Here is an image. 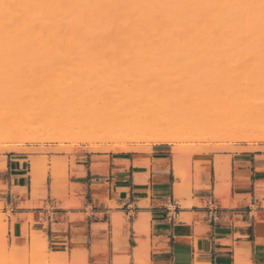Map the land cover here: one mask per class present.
<instances>
[{
    "label": "bare ground",
    "instance_id": "bare-ground-1",
    "mask_svg": "<svg viewBox=\"0 0 264 264\" xmlns=\"http://www.w3.org/2000/svg\"><path fill=\"white\" fill-rule=\"evenodd\" d=\"M86 91L91 96L109 95L102 110L107 113L100 121L107 118L110 130L139 133V139L148 132L159 134L155 138L164 136L166 128L175 126L178 121L158 122L154 114L163 105L179 101L186 91H264V0H0V111L7 113L11 97L18 96L13 100L18 103H13L17 113L6 122L0 120V137L12 138L13 143L39 130L53 135L75 126L84 130L88 125L76 120L84 108L91 110L90 104L82 102L85 97H80ZM196 97L195 103L200 99ZM210 104H205L209 110L202 107L213 115L219 108ZM229 104L225 106L232 113H223L225 117L213 124L205 118L202 126L230 131L237 141L258 142L259 135L251 131L264 128V107L250 103L239 113L240 108L235 112L237 107L231 109ZM47 105L50 111H61L59 121L50 116L48 120V115L43 121L38 116L35 122L24 120L26 112L32 114L37 106L38 113L46 114ZM106 107L116 110L109 113ZM207 110L202 109L203 116ZM62 111L78 117H67L68 123ZM60 121L65 125L57 124ZM105 121H101L104 126ZM7 125L9 129L4 128ZM165 137L153 142H172L173 138ZM31 138L23 141L36 142Z\"/></svg>",
    "mask_w": 264,
    "mask_h": 264
},
{
    "label": "crops",
    "instance_id": "crops-1",
    "mask_svg": "<svg viewBox=\"0 0 264 264\" xmlns=\"http://www.w3.org/2000/svg\"><path fill=\"white\" fill-rule=\"evenodd\" d=\"M223 156L228 157L225 178H219L211 161L209 171L193 180L197 188L183 199L182 208L174 196L177 179L167 145H155L149 154L121 156L118 164L112 155L97 159L100 156L77 154L68 170L65 209L32 208L27 157L10 154L0 170V187L5 188L1 195L19 216L18 237L27 217L35 214L37 221L47 222L50 244L66 240L70 256L75 216L85 234L75 239L81 248L74 264L264 261V153ZM211 202L219 209L216 223L209 218ZM46 203L52 206L54 201L48 198Z\"/></svg>",
    "mask_w": 264,
    "mask_h": 264
},
{
    "label": "rangeland",
    "instance_id": "rangeland-1",
    "mask_svg": "<svg viewBox=\"0 0 264 264\" xmlns=\"http://www.w3.org/2000/svg\"><path fill=\"white\" fill-rule=\"evenodd\" d=\"M194 92H196V95H198L199 93L200 94L196 97ZM91 93L93 94V92H91ZM82 94H84V95L83 96L80 95V97L86 98L87 95L90 93H88L86 91V96H85V92ZM98 94L94 93L93 95H95L98 98L101 97L100 99L95 98V96H93V95L92 96L88 95L87 101L85 98L82 99V102L84 101V103L86 102V103L90 104L89 108L91 110L88 111V110H85V108H84L83 113H81V111H80V115H82V116H80L78 121L76 120V122L82 121L84 123V125H88L87 127H89L90 129L87 127L84 128V130L80 129V128L77 129V126H75L77 130L74 129L75 127L67 128L69 131L66 130L64 132L62 130V133H57L59 135H57L54 132V135L56 134V137L53 135L52 131L49 132V130L48 131L47 130H39V132L42 131V132H40L41 134L38 133V131H37V132H34L35 135H33L34 133H26V136H28L29 138L25 137L24 134H23L24 136H22L23 138H26V139L28 138L27 140H29L32 136H34L31 139L35 138L36 140L35 139L34 140L36 142H28V141L24 142L26 139L25 140L24 139H22V140L16 139L17 140L16 142L12 141L14 144L10 142L12 138L10 139L9 137H7V139H5L4 136L0 137L1 138L0 139V170L5 167L7 155L23 154L27 157L28 161H26L24 164L30 168L29 177L31 178V187H32L31 198H32L33 202H35L34 204L31 205L32 208L37 207V208H46V209H52V208H63V209H65L63 207V204L67 203L66 200L68 197V191L70 189V184L68 181L69 166L73 167L74 159H75L76 155L79 153L89 154V155H93V156H100L97 159H107V156L112 155L114 160L118 164L119 163L118 160L121 159V156L137 155V154H149L151 151V148L153 146H155V145H167L171 151V155L173 156V173H174L175 178L177 179V184H175V195L174 196H175L176 201L179 202V206L181 208L184 207L183 199L189 198L191 196V191L194 188H197V184H193V180L194 179L197 180L198 176L201 172H204V171L208 172L209 171L211 161H213L215 168L218 170V171L216 170L217 175L220 174L219 178H225V174L228 172V170H227L228 165L225 162V159H228V157H224L223 155L235 153V152H242V151L264 153V137L262 138V134L264 136V128H260V127L257 128L256 127L255 129H253L251 131V134L259 135V137L257 138L258 142L256 140H254L251 143V142L237 141L235 139V134H232V132H230V131L226 132V130H224L222 128L220 129L219 127H215V126H213V128H212L213 130H212L211 129L212 126L210 128L209 127L207 128V125L203 124V126H202V122H200V121H204L206 118V119H210V120H205V121H208V123L213 124L216 121L221 120L220 116H222L223 113H225V114L226 113H232L234 110L233 111L231 110V112H229L227 110V107L225 106V105H227V103L228 104L230 103L229 105L232 106L231 109H233L234 106L237 107V110H235V112L236 111L239 112L238 108H240L239 113H241V108H242V111H245V108H246L245 105L250 104V103H252L254 105L256 104L255 105L256 107H260L258 105H261L262 107H264V91H256L255 94H252L251 91H186V93L183 94V96H181V99L179 101H176V103H174L172 105L171 104L168 105L169 104L168 103L167 104L168 106L165 104L166 106L163 105L161 107V110L159 109V113L158 112H156L157 114H154L155 112L153 113L156 119L154 118V116H153V118L155 120L158 119L157 120L158 122H162V121L164 122L165 121V123H168L171 120H172V122L173 121L179 122V123L177 122L175 124V126H177V128H175V126L170 128L172 130V132L169 128H166L164 130V132H163L164 134L162 133L164 136H161V137H163V139L166 138L165 136L171 137V139L173 138L171 143H164V144H160L158 142H156L157 143L156 144L153 142L154 139H156V138H158V140L162 139L161 137L155 138V136H158L159 134H156L153 132H148L145 135H143V137L146 136L145 137L146 140H145L143 137L141 139H139V137H141V136H139L140 135L139 133L133 134V133L128 132V131H126V133L125 132L117 133V131H115L114 129H112L113 130L112 131V130H110V128H108L109 126L107 125V120H108L107 118H106L107 120L105 119L106 121L101 120V121H105V124L107 125V128H105L106 125L104 126V124L100 121V119L105 116L102 113H105V114L107 113L105 110H104V112L102 110L105 107L103 104H105L106 102L108 103L109 99H107V97L109 95L106 94V92H105V94L104 93H100L99 95ZM193 95H195L194 98L195 97L198 99L200 98L199 100H197V103H195L196 99L193 98ZM15 97H16V95L11 97L10 100L12 102H10L8 104L9 108L6 107V108H8L7 111L9 110L7 113L5 112V110L0 111V120L1 121L6 122L10 119V116L12 114L17 113L18 110L14 109L15 108L14 105H17L18 103L17 102L14 103L13 100H16V98L18 99V96L16 98ZM24 98H26V97H24ZM91 99L93 101L96 99L97 102L96 101L93 102ZM190 100L192 102L195 101L194 103L196 105L194 103H191ZM24 101H25V99H24ZM98 101H100V102H98ZM22 102L20 104H23ZM110 102L111 101H109V103ZM211 102L216 103L217 107L219 108V109H216L217 112L213 111V115H211L209 113V111H208L209 109L207 108L208 104H210ZM13 103H14V105H13ZM98 103H99V105H98ZM190 103L193 105H191ZM205 104H207V106ZM211 104H210V106H211ZM216 104H214V105L212 104L213 109L216 108ZM231 104H233V105H231ZM4 106H6V105H4ZM10 106H12V107L10 108ZM86 106H84V107H86ZM96 106H97V108H96ZM101 106H103V107H101ZM114 106H113V108H114ZM202 106L206 107L208 110L203 108ZM224 106L226 109L224 108ZM50 107H49V105L44 107V111L46 112V114H43L44 112H41V113L37 112V110L39 112L41 111V109H39L37 106L35 108L36 111L34 110L33 113L31 111H29V113L31 112L32 114H28V111L26 112L27 114L24 116L25 117L24 120L26 122L27 121L30 122L31 120H33V122H35L34 120L38 116L37 118L41 117V121H43L45 115L46 116L48 115V117L50 116L52 120H53V118H55V120H57L58 119V113L61 114V111L59 112V111L53 110V109H52L53 111H50L51 110ZM107 107H109V105ZM107 107L105 109H108L107 111L109 113H111V111L113 112L116 110V108H115V110H112L113 108L109 109L110 107L109 108H107ZM81 108H83V107H81ZM97 109H99L100 111L98 110L96 112ZM178 109H179V112L177 111ZM202 109H203V111L204 110L208 111V113L205 112L204 116L202 115L203 114ZM0 110H1V106H0ZM181 110H182V112H181ZM84 111H86V112L88 111V112L86 113ZM211 111H212V109H211ZM99 112H101L100 113L101 117L99 116V118H98L97 115H99L98 114ZM200 112H201V114H200ZM67 113H69V115ZM174 113H175V115H174ZM176 113H178V114L176 115ZM179 113L181 114L182 118H184L183 121H182V118H181ZM39 114H40V116H39ZM63 114L66 115V118L62 115H60V116L62 117V119L65 118V120H67L68 123L70 120H68L67 117L71 120L75 119V117H78V116H75L74 118L71 117L72 113H70L69 111H66V112L64 111ZM83 115H84V117H83ZM102 115H103V117H102ZM183 115H185V116H183ZM95 116H97V118ZM113 116H114V114H113ZM191 116H193V117H191ZM226 116H227V114H226ZM50 117L48 118V120H50ZM106 117H108V114L106 115ZM212 117H213V119H212ZM215 117H217V119ZM84 118H85V120H84ZM94 118H95V120H94ZM46 119H47V117H46ZM59 119L57 121H59ZM89 119H90V121H88ZM174 119H176V120H174ZM195 119H196V121H195ZM65 120H63V122H65ZM93 120L95 123H93ZM98 120L101 124H103L102 128L96 127L97 124H98V126L100 125ZM110 120H113V119L110 118ZM61 121H60V123H57V124L65 125L66 122L65 123L62 122V124H61ZM84 121L86 122V124ZM96 122H97V124H96ZM108 122H111V121H108ZM198 122H199V124H201L200 126L198 125ZM92 123L96 128L95 127L92 128L93 127ZM192 124H193V126H192ZM194 124H195V126H194ZM197 126H198V129H196ZM214 127L216 128V131H214L215 130ZM4 128L9 129L10 126L7 125V126H4ZM189 128H191V129H189ZM217 128H219L220 131H218ZM72 129H74V130L72 131ZM97 129L103 130V131H99V133H98V131L95 132ZM105 129L107 131L108 130H110V131H108L106 133ZM185 129L188 132L185 131ZM180 130H181V132H180ZM210 130H212V131H210ZM221 130H224V131H221ZM256 130H258V131H256ZM192 131H193V134H192ZM36 133H38V134H36ZM43 133H44V135H43ZM48 133H50V134H48ZM207 133H209V134H207ZM259 133H261V134H259ZM162 134H160V135H162ZM169 134H171V135H169ZM217 134H218V136H217ZM221 134H223V135H221ZM20 135H22V134H20ZM29 135H31V137ZM41 135H42V137L39 138V136H41ZM133 135H135V136L133 137ZM22 137H20V138H22ZM168 137H167V139H168ZM134 138L136 139V141ZM150 138H151V141L153 143L149 142ZM259 138H261V139H259ZM14 139H15V137L13 138V140ZM51 139H52V141H51ZM137 139H139V140H137ZM42 140H44V141H42ZM140 140H142V142ZM19 141L20 142L23 141L24 143L23 142L20 143ZM100 148H105L108 150L105 152H99L97 150H93V149H100ZM116 149H117V151H116ZM128 149L129 150L130 149H135V150L137 149V150L136 151H129ZM174 150H176V151L174 152ZM176 158H177V161H176ZM34 162H35V164H34ZM217 163H218V166L216 165ZM1 190L5 191V188L0 187V264H74L73 263V258L75 257L74 255L76 253L80 252L79 251L80 245L75 241V239L77 237H82L85 234V231H84L82 225H78L77 221L75 220V216H72V218H71V226H72L71 227V237H72L71 253H72V256H70L68 249H67L68 244H67L66 240H64V242H60L59 244H57L55 241H53L52 244H50V242L48 241V239L45 235L46 229H47V222L37 221L35 214H31L27 217L26 221L24 222V224L22 226L20 237H18L17 233H16V229H15V224H16V221H17L19 216L14 214L13 206L7 205L4 195H1ZM48 198H50L54 201V204L52 206L48 205L46 203V200ZM253 215H255V213H253ZM28 225H29V227H28ZM54 233L59 234L56 232H54ZM54 247H64L65 249L62 251L61 250H53ZM242 264H264V261H256L255 263H252L249 259H247L246 261H243Z\"/></svg>",
    "mask_w": 264,
    "mask_h": 264
},
{
    "label": "built area",
    "instance_id": "built-area-1",
    "mask_svg": "<svg viewBox=\"0 0 264 264\" xmlns=\"http://www.w3.org/2000/svg\"><path fill=\"white\" fill-rule=\"evenodd\" d=\"M209 210V218L212 223H216L219 220V209L216 206V204H213L212 202L209 204L208 207ZM173 211H175L173 209Z\"/></svg>",
    "mask_w": 264,
    "mask_h": 264
}]
</instances>
